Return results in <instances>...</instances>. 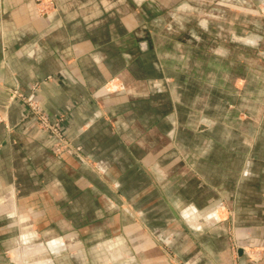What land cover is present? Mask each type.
I'll return each mask as SVG.
<instances>
[{"label": "crops", "instance_id": "obj_1", "mask_svg": "<svg viewBox=\"0 0 264 264\" xmlns=\"http://www.w3.org/2000/svg\"><path fill=\"white\" fill-rule=\"evenodd\" d=\"M144 1L156 4L0 0V109L3 86L29 93L38 82L33 97L64 115L78 147L54 155L26 105H7L0 264H264L263 38L256 78L243 58L242 71L229 67L221 81L217 71L207 83L201 54L177 45L163 57L203 84L195 104L159 99L166 86L157 81H168L139 66L151 50L147 41L139 46ZM243 40L251 56V39ZM232 237L241 245L233 257ZM243 246L254 247L252 257Z\"/></svg>", "mask_w": 264, "mask_h": 264}, {"label": "rangeland", "instance_id": "obj_2", "mask_svg": "<svg viewBox=\"0 0 264 264\" xmlns=\"http://www.w3.org/2000/svg\"><path fill=\"white\" fill-rule=\"evenodd\" d=\"M132 1L135 3V0ZM132 1L129 0L128 3L130 4ZM51 4L52 0H38L39 8H46L48 5L52 7ZM140 7L142 8L140 9V16L146 19L141 20L143 23L141 24V29L138 31L139 41H141L139 46H142L143 42L147 41L151 48L150 51L141 55V58L145 59L144 65L139 64L141 74L147 71H154L157 76L160 74L163 77V81L166 80L170 84L164 85L161 81H157V86L160 88L166 86L165 94L159 95V99L168 98V100L171 99V102H173L177 98L185 104H195V92H197L195 89L197 85L203 84L195 82L194 78L187 76V71H184L185 76H179L181 74L180 70L174 71L175 64L177 63L174 57L169 58L167 61L165 60L163 54L166 52L170 53L171 51L177 53L179 51L176 48L177 45H182L183 50L188 51L189 57L194 56L195 52L201 54L204 74L202 82L204 83L211 81L213 74L216 75L217 71H220L219 77L221 81V72H224L229 67L237 72L242 71L243 68L239 67V63H244L243 58H245V64L252 71V79L256 78L255 72L258 73L260 70L259 57L256 54L260 51L259 44L261 38L264 41V0H156V4L153 1H144ZM234 34L236 35L237 45H226L228 37L231 38ZM245 35L251 39V43L247 42L246 44L252 49L251 56H249L250 52L246 51L248 48L244 46H242L244 49L240 48V45H244L243 37ZM133 46L136 47V45ZM260 57L264 61V52H262ZM148 59L155 60L154 67L146 66V60ZM233 63L237 64L235 68ZM186 64L190 67L194 65V62L190 63L187 61ZM160 65H166L167 75L160 69ZM196 71H199V68H196L195 74ZM123 77L125 79V76ZM46 78L49 79L50 77ZM239 82H235L237 87L240 85ZM37 87L38 82H35L30 87L31 92L24 93L16 87L3 86L2 88L7 92V104L6 106L3 104V107L5 106L4 109L2 108L3 110L0 109V123L6 125V107L12 101L10 97L17 96L18 93L26 97L29 96L30 99L38 104L43 114L48 117L50 125L59 124L57 129L62 140L55 138L52 129L41 128L37 123L36 117L33 116L37 127L52 138V144L49 147L51 153L54 155L66 152L77 154L78 147L65 134L63 125L64 115L52 116L41 109L39 102L32 95V92ZM133 87L140 91H144L147 88L143 83L133 84ZM14 99L17 98L15 97ZM27 112L31 114L28 108ZM223 114L221 111L220 116ZM69 144L73 147L75 146V150L71 149L72 147H69ZM233 212V209L224 207L223 213L226 214V217L233 214ZM239 245L236 239L232 237V257L236 256ZM253 248L252 246H243V249L241 247L242 250L247 252L249 257L253 256L251 254L254 253Z\"/></svg>", "mask_w": 264, "mask_h": 264}, {"label": "built area", "instance_id": "obj_3", "mask_svg": "<svg viewBox=\"0 0 264 264\" xmlns=\"http://www.w3.org/2000/svg\"><path fill=\"white\" fill-rule=\"evenodd\" d=\"M13 97L14 98L16 97L17 99L22 100V102L28 108L29 113H31L32 116L36 117L37 123L41 128L52 129L55 138L62 140L61 135L59 134L58 129H57L59 124L57 123L56 125H50V120L48 119V117L45 114H43V112L40 110V108L36 102H34L32 99H30L29 96L26 97V96L21 95L20 93H18L17 96L15 95ZM13 97H10V100H14ZM63 141L65 142L64 139H63ZM69 147H72L71 149L75 150V146L73 147L72 145L69 144Z\"/></svg>", "mask_w": 264, "mask_h": 264}, {"label": "water", "instance_id": "obj_4", "mask_svg": "<svg viewBox=\"0 0 264 264\" xmlns=\"http://www.w3.org/2000/svg\"><path fill=\"white\" fill-rule=\"evenodd\" d=\"M240 250H242V249H240Z\"/></svg>", "mask_w": 264, "mask_h": 264}]
</instances>
